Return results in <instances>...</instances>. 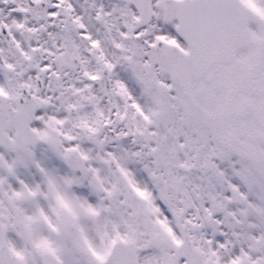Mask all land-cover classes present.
<instances>
[{
  "label": "snow or ice",
  "instance_id": "1",
  "mask_svg": "<svg viewBox=\"0 0 264 264\" xmlns=\"http://www.w3.org/2000/svg\"><path fill=\"white\" fill-rule=\"evenodd\" d=\"M0 264H264V0H0Z\"/></svg>",
  "mask_w": 264,
  "mask_h": 264
}]
</instances>
